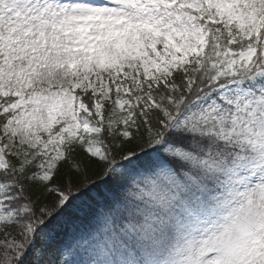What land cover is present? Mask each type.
<instances>
[{
    "label": "snow or ice",
    "instance_id": "obj_1",
    "mask_svg": "<svg viewBox=\"0 0 264 264\" xmlns=\"http://www.w3.org/2000/svg\"><path fill=\"white\" fill-rule=\"evenodd\" d=\"M0 264H264V0H0Z\"/></svg>",
    "mask_w": 264,
    "mask_h": 264
}]
</instances>
